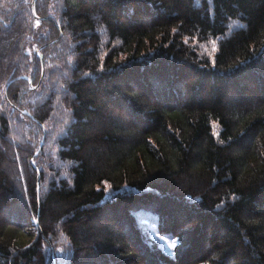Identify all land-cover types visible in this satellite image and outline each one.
I'll return each mask as SVG.
<instances>
[{
    "label": "trees",
    "instance_id": "16d2710c",
    "mask_svg": "<svg viewBox=\"0 0 264 264\" xmlns=\"http://www.w3.org/2000/svg\"><path fill=\"white\" fill-rule=\"evenodd\" d=\"M32 3L0 0V264H264V0Z\"/></svg>",
    "mask_w": 264,
    "mask_h": 264
},
{
    "label": "rangeland",
    "instance_id": "374dc122",
    "mask_svg": "<svg viewBox=\"0 0 264 264\" xmlns=\"http://www.w3.org/2000/svg\"><path fill=\"white\" fill-rule=\"evenodd\" d=\"M34 87V86H32ZM35 89V88H33ZM40 150V149H39ZM138 219L142 226H144L152 236V238L157 242L159 247L166 253L172 255L174 246L176 245V239L168 235L162 234L158 231L156 227L155 216L148 211L141 210L137 213ZM5 216V215H4ZM7 216V215H6ZM121 233V232H119Z\"/></svg>",
    "mask_w": 264,
    "mask_h": 264
},
{
    "label": "water",
    "instance_id": "95a60500",
    "mask_svg": "<svg viewBox=\"0 0 264 264\" xmlns=\"http://www.w3.org/2000/svg\"><path fill=\"white\" fill-rule=\"evenodd\" d=\"M35 3H36V0H33V3H32V10L34 13H36V9H35ZM38 55H40V58H41V62H42V74L44 73V62H43V56L40 54V49L38 50ZM32 89L33 88H36V87H31ZM44 144V139L42 140L41 144H40V148L43 146ZM37 223H38V219H37Z\"/></svg>",
    "mask_w": 264,
    "mask_h": 264
}]
</instances>
